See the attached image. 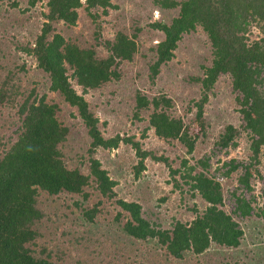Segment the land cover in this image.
<instances>
[{
  "label": "trees",
  "instance_id": "16d2710c",
  "mask_svg": "<svg viewBox=\"0 0 264 264\" xmlns=\"http://www.w3.org/2000/svg\"><path fill=\"white\" fill-rule=\"evenodd\" d=\"M40 1L27 0L20 11L26 13ZM6 2L0 0V264H104L101 257L93 260L94 249L86 242L88 230L81 232L77 226L101 224L109 218L141 244L137 247L139 258L131 260L122 254L118 256L121 264H227V258L220 256L210 261V249L213 245L239 247L244 230L225 208L219 177L242 169L239 186L231 192L234 213L264 219V201L257 207V197L247 196L253 191L254 176L262 177L264 36L252 39L251 30L257 25L264 32V0H153L156 6L179 9V13L171 22L150 24L162 31L164 38L148 51L139 44L144 28L134 23L114 24L115 34L110 38L103 36L101 24L91 41L75 33L80 8L96 22L100 9L107 13L116 6L113 0H48L41 28L26 42L15 32L25 26L29 16L20 17L15 10L20 1ZM199 26L211 43V63L202 64L201 74H189L183 80L200 88V98L190 99L180 114L179 98L164 90L149 94L136 88L133 110L135 119L148 117L159 139L193 153L212 135L206 115L209 95L220 77L230 74L246 123L239 127L227 124L214 143L221 148L236 147L242 129L249 136L251 154L245 161H226L214 174L209 157L195 164L186 158L181 167L172 168L168 156L157 148L144 147L135 135L105 136L95 107L85 97V93L122 81L126 63H134L138 57L145 61L155 85L163 66L175 58L183 36ZM22 53L35 60L40 81L45 80L47 84L42 83L48 91L24 82L30 67ZM68 107L76 109L81 119L78 125L66 119ZM6 108L17 116L12 132L4 115ZM81 124L87 143L75 146L73 137ZM122 143L133 148L138 157L132 168L135 178L146 169L148 158L163 162L170 167L177 186L175 175L183 173L193 196L199 194L206 208L195 206L192 220H176L171 228L146 217L140 202L118 195L117 180L97 157L100 148L111 150ZM68 243L74 252L66 248ZM112 262L108 260V264Z\"/></svg>",
  "mask_w": 264,
  "mask_h": 264
},
{
  "label": "rangeland",
  "instance_id": "374dc122",
  "mask_svg": "<svg viewBox=\"0 0 264 264\" xmlns=\"http://www.w3.org/2000/svg\"><path fill=\"white\" fill-rule=\"evenodd\" d=\"M7 1L9 2V0ZM18 1H20V5L15 10L19 16L29 17L25 20V26L15 34L17 33V37L24 42L32 41L45 19L43 12L48 10V0L38 2L26 13L20 10L26 8L27 0ZM113 2L116 6L109 8L107 13L102 9L99 10L100 15L96 22L83 7L80 8V18L74 27L75 33L82 34L84 39L91 41L98 24H101L103 36L110 38L115 34L114 24H129L130 26L134 23L144 28L139 37V44L142 50L148 51L150 46L164 38V33L154 29L150 24L155 21L171 22L173 17L179 13V9L164 10L158 7L153 0H113ZM125 17L126 19H124ZM251 36L252 39H256L264 36V32L256 25L252 27ZM105 53L103 51V54ZM21 55L22 59L27 60L30 67L29 72L24 76V82L29 85L41 86L42 92L48 91L45 80H43L45 84L40 81L42 75L37 73L35 60L25 53ZM211 58V43L207 33L199 26L197 30L183 36L176 50L175 58L163 66L162 73L155 85L151 84L148 77L145 61L138 57L134 63H126L122 81L112 82L103 90L85 93V97L95 107L100 118L101 130L105 136H113L116 133L135 135L144 147L157 148L160 154L164 153L168 156L172 168L181 167L182 161L186 158L190 164H195L198 160L209 157L211 173L214 174L215 168L226 161L231 159L245 161L251 154L249 136L242 129L236 147L221 148L214 143L217 135L227 124L232 123L239 127L246 123L236 102L237 92L233 88L230 74L222 75L209 95L206 115L213 127L212 135L207 144L197 147L193 153H187L182 145H174L159 139L155 135L154 129L150 127L148 117L144 120L135 119L133 110L135 91L136 88H140L149 94L164 90L171 96L179 98L178 108L179 113L182 114L190 99H199L201 93L198 86L185 82L183 77L189 74H201L203 72L202 64L211 63ZM75 87L79 93L83 92L82 87L78 85ZM4 111L5 118L10 125L9 130L12 132L17 124L14 122L17 116L11 108H6ZM65 116L69 123L76 122L78 125L81 122L75 108L68 107ZM12 122H14L13 126H11ZM73 141L75 146L86 145L82 124L77 127ZM97 157L109 170L111 177L117 180L118 185L115 189L118 195L127 200L140 202L145 216L156 223H161L164 228H171L176 220L184 222L192 220L196 216V212L193 210L195 206L198 210H203L207 206L199 194L193 196L190 191L191 186L186 183L183 173L175 175L180 185L177 186L170 167L163 162L148 158L146 169L139 178H135L132 168L137 164L138 157L135 150L124 143L111 150L100 148L97 151ZM259 168L262 177L254 176L253 191L247 192V196L257 197L258 203L255 204L257 207L263 205L264 201V153L261 155ZM242 173V169H238L229 177H219L224 191L225 208L232 213L244 230L242 244L237 248L213 245L210 249L212 254L210 261L220 256L227 258V264H264V219L256 214L242 217L234 213L235 202L231 192L238 188L239 176ZM60 204L59 207H63V202ZM112 220L109 218L102 220L101 224L81 223L77 226L81 232L88 230L86 242L94 249L93 260L101 257L106 260L104 264H108V260H112V264H121L118 256L122 254L131 260L138 259L140 252L137 247L141 244H136L133 238L123 232L121 225ZM66 248L74 252L70 243L66 245ZM111 255H113V259ZM98 264L100 263L98 262Z\"/></svg>",
  "mask_w": 264,
  "mask_h": 264
}]
</instances>
